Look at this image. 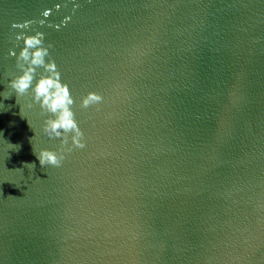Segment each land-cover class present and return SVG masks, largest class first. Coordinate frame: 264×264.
<instances>
[{"label": "water", "instance_id": "water-1", "mask_svg": "<svg viewBox=\"0 0 264 264\" xmlns=\"http://www.w3.org/2000/svg\"><path fill=\"white\" fill-rule=\"evenodd\" d=\"M18 34L84 147L8 87ZM0 264H264V0H0Z\"/></svg>", "mask_w": 264, "mask_h": 264}, {"label": "clouds", "instance_id": "clouds-1", "mask_svg": "<svg viewBox=\"0 0 264 264\" xmlns=\"http://www.w3.org/2000/svg\"><path fill=\"white\" fill-rule=\"evenodd\" d=\"M16 38H23L24 43L18 54L14 50L11 53L16 57L19 71L9 79L8 87L17 95L31 89L33 101L50 114L43 123V132L49 138H59L64 145H69L71 139L72 145L84 147L83 132L72 111L74 98L68 85L61 81L55 62L46 59L48 49L41 46L42 41L37 35L18 34ZM38 68H43V72L37 74ZM101 99L98 93L88 92L82 98L81 105L87 108ZM34 154L41 166H59L63 159L62 154L58 155L49 148H40ZM28 164L35 166L34 163Z\"/></svg>", "mask_w": 264, "mask_h": 264}]
</instances>
